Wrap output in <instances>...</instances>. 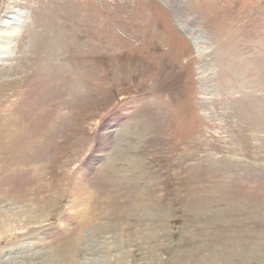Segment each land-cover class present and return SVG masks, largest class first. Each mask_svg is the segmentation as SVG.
Here are the masks:
<instances>
[{
    "label": "rangeland",
    "instance_id": "1",
    "mask_svg": "<svg viewBox=\"0 0 264 264\" xmlns=\"http://www.w3.org/2000/svg\"><path fill=\"white\" fill-rule=\"evenodd\" d=\"M182 1L0 0V264H264V38Z\"/></svg>",
    "mask_w": 264,
    "mask_h": 264
},
{
    "label": "bare ground",
    "instance_id": "2",
    "mask_svg": "<svg viewBox=\"0 0 264 264\" xmlns=\"http://www.w3.org/2000/svg\"><path fill=\"white\" fill-rule=\"evenodd\" d=\"M181 20H182V21H181ZM181 20H180L181 22L184 21L183 18H182ZM179 24H180V27H181L182 30L185 29L186 31H188V34H189L190 36H192V34H193V30H190V29L187 27V26H188L187 24H185V23H184V24H183V23H179ZM14 26H15L14 24L9 23V26L7 27L9 30H5V33H6V34H4L5 37H6L7 35H9V34L13 36V34H14L15 31H16L15 28H14ZM192 37H193V39L195 40L194 43L200 44V42H199L200 39L198 38V36H196V37H195V36H192ZM10 42H11V41H10ZM8 44H9V43H7V44L5 43V44H3V46L5 45V46L8 47V46H9ZM197 44H196V45H197ZM7 47H6V48H7ZM0 48L2 49L3 47L0 46ZM6 48H5V49H6ZM5 49H4V50H5ZM201 52H202V51H201ZM203 53H204V52H203ZM205 53H206V52H205ZM205 53H204V54H205ZM204 54L201 53V55H202L201 57H203ZM81 222H82V221H81ZM84 222H85V221H84ZM81 231H82V230H81ZM79 232H80V231H78L77 234L74 235V237H70V238H68V239L66 240L67 244H69V243L71 244V243H72V244H74V245H77V244L81 241V238H83V237H81L82 232H80V233H79ZM72 238H73V239H72ZM71 239H72V240H71ZM68 242H69V243H68ZM81 242H82V241H81ZM78 245H79V244H78ZM94 261H95V260H94Z\"/></svg>",
    "mask_w": 264,
    "mask_h": 264
}]
</instances>
